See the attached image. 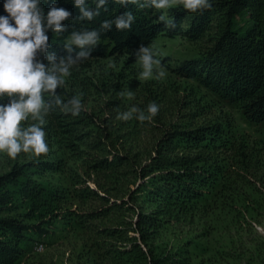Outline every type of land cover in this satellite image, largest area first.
<instances>
[{
    "label": "trees",
    "instance_id": "obj_1",
    "mask_svg": "<svg viewBox=\"0 0 264 264\" xmlns=\"http://www.w3.org/2000/svg\"><path fill=\"white\" fill-rule=\"evenodd\" d=\"M4 2L0 0V16L7 15ZM53 2L72 15L62 22V33L46 32L50 46L43 54L37 52L46 66L49 55L56 64L69 58L75 62L130 50L161 33L202 39L206 44L201 56L174 66L173 73L236 103L247 120L264 123V0H210L211 9L196 13L177 5L168 9L164 20L150 0H138L146 5L143 8L107 0L92 21L78 19L74 0H40L45 15ZM86 4L96 10L93 0ZM125 12L135 17L130 29L117 30L113 23L100 30L102 22ZM243 14L246 21L238 24ZM169 22L175 27L166 26ZM84 28L98 30L97 44H72L69 52L68 37ZM149 103L133 106L143 111ZM133 106L115 104L103 116L82 108L78 116L55 111L46 127L54 148L0 173V264H17L28 242L59 224L87 233L95 249L89 264H167L170 252L155 243L161 229L193 219L211 194L223 199L232 195L235 184L228 179L245 173L249 157L229 121L207 117L191 100L177 121L161 110L144 122L136 120L139 113L128 121L117 119ZM55 174L65 180H45ZM73 200L97 204L81 207Z\"/></svg>",
    "mask_w": 264,
    "mask_h": 264
},
{
    "label": "rangeland",
    "instance_id": "obj_2",
    "mask_svg": "<svg viewBox=\"0 0 264 264\" xmlns=\"http://www.w3.org/2000/svg\"><path fill=\"white\" fill-rule=\"evenodd\" d=\"M168 9L157 10L167 16ZM246 17L245 14L239 16L237 23L245 22ZM186 23L185 19L182 25L186 26ZM205 44L202 39L161 33L130 50L75 61L64 85L58 86L61 91L56 95L62 101L68 95L78 96L82 110L95 116L105 115L115 104L131 107L137 102H155L172 121L182 117L179 112H184L188 108L186 101L191 100L192 105L201 106L207 117L229 121L237 140L243 139L248 148V169L240 178L233 175L228 179L235 184L231 196L223 199L211 194L204 198L193 219L169 223L161 229L155 243L170 252L172 259L167 264H264V123L247 120L236 103L172 71L174 66L187 59L199 58ZM141 45L153 48L154 59L161 61L166 72L164 78L156 79L155 69L151 78H139L143 71L138 62ZM128 92L133 93L132 98L126 95ZM44 95L47 100L48 94ZM8 99L0 97V104L8 103ZM55 111H61L60 107L54 106L44 117L46 123L42 127L45 132L49 122L55 119ZM23 123L34 121L29 118ZM45 140L49 150L54 148L49 145L47 133ZM31 156L35 155L21 152L12 159L0 152V173L8 170L12 163ZM48 176L45 180L54 184L65 180L60 174ZM73 204L79 202L73 200ZM95 204L96 201L87 200L79 206ZM27 244L28 250L17 264H89L95 254L83 229H68L60 224Z\"/></svg>",
    "mask_w": 264,
    "mask_h": 264
},
{
    "label": "clouds",
    "instance_id": "obj_3",
    "mask_svg": "<svg viewBox=\"0 0 264 264\" xmlns=\"http://www.w3.org/2000/svg\"><path fill=\"white\" fill-rule=\"evenodd\" d=\"M96 10L93 11L86 4V0H74V5L79 8V20L92 21L100 15V9L104 8L107 0H93ZM124 6L128 3L138 4L143 8L145 4H139L138 0H115ZM173 5H182L191 13L211 9L210 0H150V6L155 9H167ZM4 10L7 15L0 16V97H8V103L0 104V152L15 159L18 154L33 153L39 157L49 152L46 143V132L43 125L44 117L53 109V105L60 107L64 113L71 112L78 116L81 111L80 98L73 97L64 103L56 95L58 86H63L65 77L70 75V67L75 62L69 58L67 62L61 60L56 64L53 55L47 56L49 65H45L37 59V52L45 53L49 45V37L46 32L51 29L59 34L65 30L62 22L69 19L72 13L62 7H57L53 2L47 14H44L40 6V0H5ZM107 9L105 8V11ZM161 20L164 16L161 15ZM135 21L132 12H125L114 20L102 22L100 30H107L114 23L117 30L130 29ZM166 26L175 27L169 22ZM99 39L98 30L73 31L70 40L65 44L71 52L70 45L80 48L92 44L95 46ZM80 56L88 54L81 52ZM156 53L151 47L141 45L138 62L143 71L139 78L147 80L153 76L156 70V79L165 77L166 72L161 67V61L154 59ZM110 66H114L111 65ZM45 93L49 98L45 99ZM120 95H125L121 93ZM126 95L132 98L133 93ZM159 106L150 102L145 110L133 106L128 112L119 114L118 120L128 121L134 113H139L136 120L144 122L151 120L158 114ZM31 118L34 123L24 124Z\"/></svg>",
    "mask_w": 264,
    "mask_h": 264
}]
</instances>
